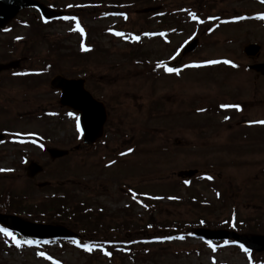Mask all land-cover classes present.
Here are the masks:
<instances>
[{"label":"rangeland","instance_id":"obj_1","mask_svg":"<svg viewBox=\"0 0 264 264\" xmlns=\"http://www.w3.org/2000/svg\"><path fill=\"white\" fill-rule=\"evenodd\" d=\"M39 1L75 19L43 24L34 11H23L0 31V64H17L0 72V133L6 136L0 205L9 203L26 221L58 223L62 210L50 198L60 191L85 216H65L60 225L83 241L150 240L107 248L110 257L102 247L86 252L61 240L16 247L0 233V264H264V251L245 253L231 241L195 239L190 231L264 235V124L257 123L264 121V78L246 70L264 63V1ZM156 6L158 12H142ZM77 23L83 37L72 30ZM192 39L195 49L181 56ZM248 44L260 47L255 58L243 54ZM157 64L181 71L169 74ZM57 75L84 79L105 104V136L96 145L74 150L76 114L56 104L49 86ZM244 122L249 126L241 127ZM40 133L55 134L56 141L18 142L17 136ZM46 146L70 152L51 161ZM32 161L44 171L29 181L25 168ZM188 170L197 173L177 177ZM38 182L50 187L37 189Z\"/></svg>","mask_w":264,"mask_h":264},{"label":"water","instance_id":"obj_2","mask_svg":"<svg viewBox=\"0 0 264 264\" xmlns=\"http://www.w3.org/2000/svg\"><path fill=\"white\" fill-rule=\"evenodd\" d=\"M30 7L37 9L44 19L60 17L59 13L45 8L35 0H0V29L8 24L21 9ZM149 11H152V9L142 10V12ZM195 47L196 40L192 41L184 48L183 55L193 51ZM258 51L259 47L256 45H248L243 50L246 56L251 57L256 56ZM10 66H15V64H11ZM7 67H0V71ZM248 69L264 76V63L254 64L249 66ZM50 84L52 87L61 90L59 104L78 112L82 133V144L85 146L94 144L102 137L103 125L106 121V113L103 104L96 101L86 90H84L83 80H66L62 77H56ZM2 139L3 136L0 134V141ZM47 152L51 159L67 155L66 151L56 149H49ZM41 171L42 168L39 165L36 163H30L26 168V176L28 178H33ZM195 174L196 171H181L177 176L179 178H191ZM45 185V183H39L37 184V187L41 188ZM0 223L6 228L16 231L24 237H32L40 240L47 238L65 239L75 236V234L61 226L31 224L15 216L0 215ZM193 233L196 236H202L214 240L233 239L234 241L245 245L250 250L257 252L264 251V236H240L226 230L211 231L205 229H198Z\"/></svg>","mask_w":264,"mask_h":264},{"label":"snow or ice","instance_id":"obj_3","mask_svg":"<svg viewBox=\"0 0 264 264\" xmlns=\"http://www.w3.org/2000/svg\"><path fill=\"white\" fill-rule=\"evenodd\" d=\"M69 7H71V5H69ZM260 19H264V16L262 17H259ZM62 20H69V19H75V17H68V16H64V17H61ZM193 19H195V16H193ZM73 31H76L80 34L81 37H83L85 35L84 33V30L79 26V24L77 23L75 29H72ZM114 35L116 36H120V37H123L124 34L123 33H120V32H116V33H113ZM163 35V34H161ZM132 40H135V41H138L140 39L139 36H133L131 37ZM81 50L82 51H90L89 48L85 47L83 43H81ZM208 63H217V61H209ZM224 63H230L229 61H224ZM200 65H187L186 67H199ZM157 68H163V70L166 72V73H169V74H172V73H175L177 75H179L180 73V69L179 68H174V67H166L164 66L163 64H157L156 65ZM233 67H235V65H233ZM25 73H19L18 75H24ZM236 107V110L237 111H240V107L237 105L235 106ZM69 115H72L71 113H69ZM77 119H79L77 117ZM227 119V117H226ZM257 123H261V124H264V121H259ZM77 131H79V124H77ZM132 149H128V152H131ZM127 153H121V155H126ZM0 171H3V170H0ZM208 179H211V177H208ZM133 196V199L136 198V194L133 193L132 194ZM203 223V222H202ZM0 233H2L5 237H8L10 240H12L15 244H16V247H20L21 244H28V245H32L34 243H36L35 241H32V240H26V241H20L17 239V237L12 233L10 232L7 228H0ZM171 237H169L170 239ZM179 239H183V237H179ZM44 243H48L47 241H45ZM73 243H77V246L78 247H83L84 251L86 252H91L93 250L94 247H97L96 245H89V244H79L78 242L76 241H73ZM209 243V247H213L211 242H208ZM227 243V241L225 242ZM240 248L245 252L247 253L249 250L247 248H245L243 245H240ZM213 250H215L213 248ZM105 255H108L107 252L104 253ZM38 255L44 257L45 259H50L49 257L45 256V254L43 252H40L38 253ZM53 264H56L55 261H53Z\"/></svg>","mask_w":264,"mask_h":264},{"label":"trees","instance_id":"obj_4","mask_svg":"<svg viewBox=\"0 0 264 264\" xmlns=\"http://www.w3.org/2000/svg\"><path fill=\"white\" fill-rule=\"evenodd\" d=\"M75 206H76V204L74 205V207H75ZM0 207H1L2 209H4L5 212H7V210H8V211H12V210L10 209V205H9V203H8L5 207L2 206V205H0ZM61 210H62L61 213H60L59 210H58V215H57L58 218H57V219H60V217L63 215V213H65V212H69V211H70V209H68L64 203H62V208H61ZM64 216H66V215H64ZM72 216H73V217H72L73 221L76 220V218H84V217H85V216H81V215H80L77 206H76L75 209L72 208Z\"/></svg>","mask_w":264,"mask_h":264},{"label":"flooded vegetation","instance_id":"obj_5","mask_svg":"<svg viewBox=\"0 0 264 264\" xmlns=\"http://www.w3.org/2000/svg\"><path fill=\"white\" fill-rule=\"evenodd\" d=\"M263 1H264V0H263ZM263 1L260 0L259 2H263ZM41 2H43V1H41ZM43 3H45V2H43ZM5 30H6V29H5ZM5 30H1V32H2V31H5ZM53 132H54V131H53ZM50 134H52V132H50ZM54 136H55V134H54V135H50V137H48V136H44V137H43L41 133L39 134V138H40V139H41L42 137L45 138V139H46V138H51V142H52V141H56V139L54 138ZM19 139H24V141L26 140V138H23V137H20ZM41 140H42V139H41ZM42 141H43V140H42ZM63 141H66V142H67V138H66L65 140H63Z\"/></svg>","mask_w":264,"mask_h":264}]
</instances>
